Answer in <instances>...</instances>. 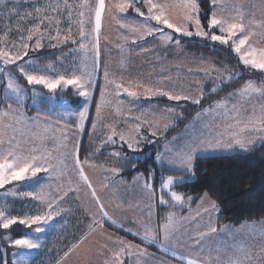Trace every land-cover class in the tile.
Masks as SVG:
<instances>
[{
  "label": "rangeland",
  "instance_id": "obj_1",
  "mask_svg": "<svg viewBox=\"0 0 264 264\" xmlns=\"http://www.w3.org/2000/svg\"><path fill=\"white\" fill-rule=\"evenodd\" d=\"M117 2L118 0H105L106 9L102 15L98 66L94 64L95 53L92 50V45L95 43L94 33H92L94 12L90 10V8L95 7L96 0H88L90 8L83 9L79 7L82 0H67V4L72 6L71 19L68 17V9L63 7L65 0H8L6 6L0 7V36H6L5 47H12L14 43L18 44L21 34L26 36L27 30L39 22L37 19L38 15L41 18L47 16L51 18L52 22L50 25L49 20H45L41 25V33L44 34L42 39L43 47L38 50L32 49L31 45H34L36 38L34 37L29 42L28 56L24 59L32 58L36 60L40 68H45L51 64L52 69L49 71L51 75L65 70L71 73L73 69H76L79 73V69L83 66V61V64L87 65L88 70L93 72V76L97 81L95 87L91 89L92 95H94L96 90L93 118L90 123H87V119L84 121L83 130L76 127L79 119L78 113L82 110L85 103L88 104L90 110L93 99L91 102L85 101L83 97L75 94V90L71 86L67 89H70L69 92L72 91L78 97L80 102V107L78 108H72L71 105L73 103L68 98L63 97L62 94L67 89H58L53 94L49 93L42 85L29 86L22 79L23 83L21 84H24L22 86L26 89L34 88L35 91L41 93L39 97L35 98L34 102L31 91H28L23 104L27 103L30 107L40 110L44 114L29 113L25 107H20L18 106L20 104L15 103L13 108L18 110L16 114L18 115L22 111L24 118L27 120V125L23 122L17 125L14 119H10L7 116L0 117L4 123H11L14 127L23 128L26 133H29L27 138L34 145H39L41 142L38 139H33L31 133L36 132L46 135L48 139L44 141V146L51 151L52 163L56 165L60 159H63L64 164H59V169L65 173L59 178L55 175L49 178L47 173L42 172L38 174L39 183L29 181L13 182L0 189V203L8 205L9 214L23 217L25 214L35 215L41 208L45 211L48 209L46 205H43L40 201L33 200L31 197H21L19 195L5 197L4 193L13 188L18 193L37 191L41 184H46L48 187H46L45 191L49 193V199H56V204L53 205L52 210L59 213L44 226L46 230L41 233H34L31 229L22 225H13L7 230L0 229V252L6 258L4 264H6V261L7 264H13V260L18 258L14 257L13 253L18 251H24L25 255L23 258L27 260L28 264H114L112 253L120 247L116 242L118 239L138 245L140 249H144L146 252L145 255H141L137 249H133L132 254L129 255L126 251L121 256L122 264H186V262L177 259L171 254V248L165 251L142 241L139 235H133V232L143 234L147 226L157 232L162 238L160 225L167 222V217L170 213L175 214L174 220L179 225V231L174 234V239H176L175 251L178 254L196 256V253L199 252L200 255L196 258L204 262V264H207L205 258L208 256H211L212 264H216V257L219 256L221 264H227L229 258H238L244 261L246 255L251 252L253 256L251 264H259L256 256L264 248V218L258 221H243L238 225H226L228 230L222 231L224 229L223 225L218 228L215 225L217 210L211 209V200L208 197L202 200L204 195L201 196L196 204L191 206V200H189L191 196L183 195L175 190L173 186H171L170 190L164 191L167 193L169 200L165 199L167 203L161 204L159 196H156L153 191L150 192L144 188V184L148 182L141 174H137L128 182L117 176L119 171L117 162L126 156L121 149L111 150L109 159L100 162L84 163V160H81L78 155L92 188L90 189L80 179L79 170L75 168L76 144L79 141L80 149L88 124L87 133L92 143L97 146V150L106 144L104 141L107 140V136L111 134L113 128L117 132V135L113 137V144L125 146L128 149L129 156H139V152L142 149L154 145L156 148L154 161L159 167L167 171L163 178L171 175L176 181L174 184H178L191 178L184 175V173L189 172L185 168L169 165L166 159L163 163L158 162V154L164 158L171 156L172 153L181 149L191 139L193 130L197 133H203L205 138L216 137L217 134L223 133L225 125L235 123L230 118L234 114L231 112L234 104L240 110L238 119L241 115L242 117L247 116V118L253 114L259 116L261 106L264 105V97L256 94L251 95L247 100L239 96L229 97L228 94L230 92L241 88L247 81H254L257 87L264 86L263 80H261L262 82H256L246 76L248 74L243 70L246 66L240 62L236 53L232 51L231 43L222 45L219 42H213L210 39L195 35L186 37L171 33L170 29H165V31L180 40L178 46L175 43V39L172 42L162 41L159 33L144 36L141 39L139 38L141 34L132 32L130 28L131 26L138 27L139 23L143 21V17L139 16L133 8H129L126 13H117L116 9L113 8L112 12L125 24L129 25V27L121 28L120 24L112 18V14L107 10L108 5ZM57 4L62 6L61 10L52 11V8ZM13 5L16 6L15 11L10 13L8 9H12ZM209 5V17L215 10L218 15L226 19H231V14L233 17L236 13L242 12L245 17V23L250 19L264 21L262 20L264 18V0H218L215 7L212 4V0H209ZM136 6L140 7L145 14L147 13V8L143 5L142 0ZM36 8L42 9V12L37 14ZM221 9L223 10L221 11ZM80 11H84V30L87 36L83 41L79 35V20L81 17L78 14ZM27 13H31V15H26ZM57 20H59L58 25L56 24ZM151 23L155 24V21H151ZM161 27L163 26L161 25ZM204 27L207 29V24ZM57 28L60 30L61 37L68 35L69 28H71L72 39L63 43L49 39L50 36L57 35ZM191 30L195 31L194 28ZM216 34H220L218 29ZM36 35L39 36L40 33ZM133 39H135V43H133ZM72 40H75L76 43H73ZM81 42L89 46L87 60H84V51L79 49ZM255 42L259 43L250 41L257 49L264 48V42L261 43L257 39ZM189 43H195L198 46L193 50L189 48ZM52 45H56V47H52ZM199 45L213 46V48L215 46L225 47L234 57V63L229 57L227 58V63H223L214 60L207 54H202L197 50ZM61 48L64 49L61 50ZM43 49H48V51H43ZM12 50L16 51L15 48ZM39 51H42L40 53L56 52V56L47 58L41 63L37 58L40 55L38 54ZM17 63H20V61ZM8 68L19 76V73L11 65ZM246 68L259 72L264 79V71L252 69L251 66ZM106 70L109 74V80H115L117 83L122 84L123 87H129L130 90L136 91L138 95L130 97L123 91L122 87L119 90V96H117L115 85L108 84L106 96L111 103L103 108L97 127L93 131L92 123L96 119V102L100 99L101 87L105 85L104 74ZM229 73H238L239 75L235 77L238 78L237 80L244 78L242 84L233 90H229L228 93L220 96V98L212 100L202 109L195 111L189 122L180 131L168 138H165V130L172 127L175 121L183 117L182 110L190 101L182 100L177 102L168 100L167 97H150L144 94V87H135L139 83L143 86L160 87L165 91L179 92L195 98L199 96L201 91L204 94L206 90L213 92L212 89L217 84L220 87L214 93L230 87L231 85H228L230 80L220 83V79L227 77ZM45 97L53 98L46 100ZM152 98L165 99L166 101L155 102L151 100ZM221 100H227L226 107L230 110L228 117H226L223 107L216 108L206 114L203 112L205 108H209ZM118 101H122V103L118 104ZM168 107H174L175 112H167L166 109ZM117 108L120 109L119 112ZM197 113H201L199 118H197ZM64 114L70 115L65 116ZM137 124L140 125L138 132L135 127ZM28 125H31L30 129ZM165 125H167L166 128ZM46 127L49 128L47 133L44 131ZM235 129L233 128L229 131H235ZM153 131L156 132L155 136L152 135ZM119 133L125 134L126 138H134L136 141L134 149H129L127 144L120 140ZM11 134V131H9V135ZM64 135H67V140L63 139ZM246 135L258 134L249 132ZM20 138L24 139L25 137L20 136ZM221 139L230 140L231 137L221 136ZM260 144L262 143L257 140L256 145ZM233 150L235 148L201 150L196 153L195 157L230 154ZM112 153H119V155H112ZM65 165H67V168H65ZM138 176L140 179H136ZM161 182L157 187L158 192H160ZM92 189H95L96 196L103 204L104 210L111 217V220L116 221V224H113L107 217L102 216L99 211L100 206L92 196ZM172 191L181 194L183 200L181 202L172 201L170 196ZM157 204L171 206V208H186V211L178 215L175 211L169 210L166 220L157 223L155 219ZM94 219L100 221L103 226L94 224ZM107 225L126 231V233L141 242L156 247L165 255L171 256L178 261L110 232L106 228ZM241 225H246V227L241 229ZM210 226L216 228L215 233L208 231ZM127 229L132 231H127ZM17 231L21 233L16 235ZM198 232H205L207 235L200 241L199 245H196L195 241L200 239L197 235ZM26 235L34 239L38 238L40 247L32 250H19L11 246L10 240L23 238ZM4 237L9 239L5 240ZM73 245H76V247L73 248ZM201 248L203 249L202 252ZM69 249H72L71 252H69ZM65 252H69L67 257L64 256ZM245 264H248V262H245Z\"/></svg>",
  "mask_w": 264,
  "mask_h": 264
},
{
  "label": "snow or ice",
  "instance_id": "obj_2",
  "mask_svg": "<svg viewBox=\"0 0 264 264\" xmlns=\"http://www.w3.org/2000/svg\"><path fill=\"white\" fill-rule=\"evenodd\" d=\"M7 2L8 0H0V7L6 6ZM139 2H141V0H118L117 3L108 5L107 10L110 14H112V18L120 24V27L125 28L129 27V25L125 24L120 18H118L117 15L112 12V9L115 8L117 13H126L129 8H133L139 16L143 17V21L139 23L138 27L131 26L130 30L132 32L140 33L141 35L139 38L141 39H143L144 36H151L155 33H159L162 41L172 42L175 39V43L178 46L180 44V40L171 34L176 33L186 37H192L195 35L204 39H210L213 42H219L222 45H228L231 43L232 51L236 53L240 62L244 66H251L252 69L264 71V48L257 49L252 43H250V38L256 35V33L251 30L253 27L260 28L262 30L261 35H264V21L252 19L245 23V17L242 12H238V14L233 16L231 19H226L223 16L218 15V13L214 10L211 16L207 17V29H205L201 22V9L198 0H142L143 5L147 8L146 14L140 7L136 6ZM217 3L218 0H212L214 7ZM63 7L68 9V17L71 19L72 6L67 4V0H65ZM79 7L82 9L90 8L88 0H82ZM15 8L16 6L13 5V8L8 9V11L11 13L15 11ZM61 8L62 6L57 4L52 8V11H60ZM105 9V0H96L95 7L90 8V10L94 12V27L92 28V33H94L95 43L92 45V50L95 53V66H98L99 63V39L102 26V15ZM222 10L223 9H221V11ZM35 11L37 14H40L42 9L36 8ZM26 15H31V13H27ZM78 15L81 17L79 20V35L83 41L87 38L84 30V11H80ZM37 19L39 22L34 27L27 30L26 36L21 34L20 42L18 44L14 43L12 47H5L4 42L6 36H0V85H2L3 99L10 101L7 109L0 110V117L7 116L10 119H14L17 125L21 124V122L27 125V120L24 118V113L22 111L19 112L18 115L16 114L18 110L13 108V103L20 104L22 106L28 95V91H31L34 102L35 98L41 95V93L35 91L34 88L26 89L22 86L20 78L26 81L29 86L42 85L49 93L53 94L58 89L64 90L71 86V88L75 90V94L79 97H83L87 102L92 101L93 95L91 89L94 88L97 83L95 77L93 76V72L88 70L87 65L83 64V61V66L79 69V73L76 69H73L71 73H68L65 70L63 72H56L55 75H51L49 74L50 69H52L51 64L45 68H40L36 63V60L32 58L27 60L24 59L28 56L30 48L29 42L32 41L34 37L36 38L34 45H31L32 49L38 50L43 47L42 39L44 34L41 33V25L45 20H49L50 25L52 22L51 18L47 16H43L41 18L38 15ZM151 21H155V24H152ZM56 24H59V20L56 21ZM161 25L163 27H161ZM192 28L195 29L194 32L191 30ZM165 29H170L171 33L166 32ZM217 29L220 34H216ZM37 33H40V35L37 36ZM49 39L56 40L58 43L66 42L72 39L71 28H69V34L63 37L60 36V30L57 28V35L50 36ZM125 39H127V37H125ZM72 42L76 43L75 40H72ZM133 43H135V39H133ZM52 47H56V45H52ZM13 48H15L16 51H13ZM79 49L84 51V60H87V52L89 50L88 44L81 42L79 44ZM18 61H20V63H17ZM9 65L15 68L16 72L19 73V76L15 75L13 71L8 68ZM108 75L109 74L106 70L104 74L105 85L101 87L100 99L96 102V119H94L92 123L93 131H95L97 127V122L101 117L103 108L111 103L106 96L107 85H115L117 96H119V90L123 87L122 84L117 83L115 80H109ZM237 75L239 74L229 73L227 77L220 79V83L234 79ZM135 87H144V94L150 97H167L168 100H174L177 102L182 100L190 101L191 103L197 105L201 103L204 95L203 91H201L199 96L194 98L191 95L165 91L160 87L152 88L143 86L139 83H137ZM219 87V84L215 85L212 91L216 92ZM123 91L130 97H136L138 95L136 91L130 90L129 87H123ZM253 94L264 97V86L257 87L254 81H247L241 88L235 90L234 92H230L228 95L229 97L239 96L247 100ZM52 98L53 97H45L46 100H51ZM117 103H122V101H118ZM226 105L227 100L217 101L209 108H205L203 112L206 114L209 111H214L216 108L223 107L225 109V115L228 117L230 110L226 107ZM166 110L169 113L175 112L174 107H168ZM117 111L119 112L120 109L117 108ZM239 111L240 110L234 104L231 109V112L234 114L231 115L230 118L233 119L235 123L225 125V131L223 133L217 134L216 137L205 138L203 133H197L193 130L191 139L181 149L172 153V155L167 158L158 154L157 161L163 163L166 159V162L169 165L179 166L185 168L188 172H192L195 155L201 150L208 151L217 148L232 149L238 147L239 149L247 152L251 151L252 148L255 147L257 140L264 144V105L261 106L259 116L253 114L248 118L247 122L244 123L238 119ZM64 115L67 116L70 114ZM200 115L201 113H197V118H199ZM88 116L89 108L88 104L85 103L82 110L78 113L79 119L76 124L78 129H84V121L88 118ZM137 119H139V117H137ZM28 127L30 129L31 125H28ZM135 127L138 132L140 125L137 124ZM166 127L167 125H165V128ZM233 128H239V131H229ZM9 131H11V135H9ZM44 131L47 133L49 128L46 127ZM249 132H255L258 135H246ZM28 135L29 133H26L23 128L14 127L13 124L4 123L2 119H0V189L4 188L5 185L12 184L13 182L29 181L32 183H39L38 174L42 172L47 173L49 178L53 175L59 178L61 175L65 174L59 169V164H64V160L60 159L58 164L54 165L52 163L53 157L51 151L44 146V141L47 140L48 137L36 132L31 133V137L33 139H38L41 142L39 145H34L31 140L27 138ZM116 135L117 132L115 131V128H113L111 134L107 136V140L104 141V143H114L113 137ZM152 135L155 136L156 132L153 131ZM20 136H24L25 138L21 139ZM221 136H230L231 139L222 140L220 138ZM119 138L127 144L129 149H134V143L136 142L134 138H126L123 133H119ZM63 139L67 140V135H64ZM141 139H143V137H141ZM76 150L77 155L75 158V168L79 170L78 174L80 179L91 189L92 185L88 182V178L84 173L82 163L78 157L79 141H77ZM112 155H119V153H112ZM87 162V159H85L84 163ZM65 168H67V165H65ZM136 179H140V177L138 176ZM175 182L174 177L171 175L162 178L160 186V191L162 193L160 196L161 204L167 203L164 199L163 193L165 190H170L171 186H173ZM46 187H48V185L41 184L37 191H26L20 193L13 188L4 193L5 197L9 195L13 197L17 195L21 197H31L33 200L40 201L43 205H46L48 210L45 211L41 208L35 215L25 214L23 217H20L17 215H10L8 205L6 203H0V229L7 230L13 225H22L31 229L34 233L44 232L46 230L44 226L47 225L49 221L54 218V216L59 214L58 212L52 210L53 205L56 204V199H49V193L45 191ZM152 187L151 183L144 184V188L150 192L152 191ZM92 196L96 200V203L100 206L99 211L102 216L111 220V217H109L108 213L104 210L103 204H101L99 198L96 196L95 189H92ZM170 196L172 201L175 202H181L183 200V196L174 191L170 192ZM207 197L208 194L205 193L202 200L207 199ZM191 199L192 198L189 197V200ZM210 207L211 209L218 211L215 201H210ZM205 211H207V209H205ZM174 215L175 214L170 213L167 217V222L160 225L162 238H160V235L157 232L147 226L145 227L143 234L133 232V235H139L142 241L155 245L157 248L165 251L171 248V254L177 259L186 262V264H204V262L196 258L200 255L199 252L196 253V256H184L175 251L176 239H174V234L179 231V225L175 222ZM111 222L116 224L115 220H111ZM93 223L100 224L101 227L103 226L100 221H96L95 219L93 220ZM244 227H246V225H241V229ZM223 230H228V226H224L222 231ZM127 231L131 232L132 230L127 229ZM208 231L215 233L216 228L210 226ZM197 235L200 239L196 240L195 243L196 245H199L200 241L203 240L207 233L198 232ZM4 239L8 240L9 238L4 237ZM116 242L120 245V247L117 251H113L112 253L114 264H122L121 256L126 251L129 255H131L132 250L137 249L141 255L146 254L145 250L140 249L138 245H133L123 239H118ZM10 244L19 250H32L40 247L38 238L34 239L27 235L23 238L10 240ZM75 247L76 245H73V248ZM71 250L72 249H69V252H71ZM202 251L203 249L201 248V252ZM69 252H65L64 256L67 257ZM13 255L14 257H18L13 260V264H28L27 260L23 258L25 255L24 251L14 252ZM205 260L207 264H212L211 256L206 257ZM256 260L259 264H264V248H262L260 253L257 254ZM252 261L253 256L252 253L249 252L244 261L238 258H229L227 264H245V262L251 264ZM216 264H221L219 256L216 257Z\"/></svg>",
  "mask_w": 264,
  "mask_h": 264
},
{
  "label": "trees",
  "instance_id": "obj_3",
  "mask_svg": "<svg viewBox=\"0 0 264 264\" xmlns=\"http://www.w3.org/2000/svg\"><path fill=\"white\" fill-rule=\"evenodd\" d=\"M198 3L201 9V22L204 26H206L207 17H209L210 14L209 0H198ZM188 46L190 49L195 50L198 45L195 43H189ZM62 49L64 48H61V50ZM45 50L48 51V49H43V51ZM197 50L202 54L209 55L216 61L227 63V58L229 57L234 63V57L230 51L223 46H215L213 48V46L199 45V49ZM40 52L42 51H39L38 54L40 55H38L37 58L41 63H43L47 58L56 56V52ZM243 70L247 72L248 75L246 76L248 78H252L256 82H262L261 80L264 82V79L259 72H255L246 67L243 68ZM237 79L238 78L231 79L228 82V85L231 86L219 91L218 93L206 90L199 105L191 104L189 102L182 110L183 117L175 121L172 127L165 130V138L171 137L180 131L181 128L189 122L195 111L202 109L212 100L220 98V96L228 93L229 90H233L244 81V78H240L241 80ZM20 83H23L22 78H20ZM69 91L70 89H67L64 94H62L63 97L68 98L70 102L73 103L71 105L72 108L80 107L78 97H76L72 91ZM2 92V85H0V109H5L10 101L3 99ZM95 98L96 90L93 95V102L89 110L87 123H90L93 118ZM151 100L155 102L166 101L165 99L157 98H152ZM13 105H15V103H13ZM18 106L25 107L29 113L44 114L40 110L30 107L27 103L22 106ZM68 123L73 125L71 122ZM87 126L78 152L81 160L85 161V159H87L88 162H100L109 159L111 150L121 149L126 156L117 162L119 168L117 176L128 182L137 174H141L148 183L152 184V191L155 195L159 197L162 195L161 191H157V187L167 171L159 167L154 161V155L156 152L154 145L142 149L139 152V156H129L128 149L125 146L113 143H106L100 147L99 150H97V146L92 143V140L87 133ZM184 175L191 178L181 183L174 184L173 188L181 192L183 195H190L192 197L190 203L191 206L194 205L201 196L207 193L208 198L211 201H215L218 208L215 223L217 227L224 224L238 225L243 221H258L264 218V144L256 145L251 151L247 152L196 156L193 160V171L184 173ZM163 195L164 199L169 200L167 193L164 192ZM169 210L175 211L176 214L178 213V215H180L186 211V208H171V206L157 204L155 208L156 222L160 223L165 221ZM106 228L116 235L123 236L154 252L163 254L172 260L178 261L171 256L165 255L156 247L141 242L122 229H117L108 225ZM20 233L21 232L17 231L16 235ZM5 260L6 258H4L0 252V264H4Z\"/></svg>",
  "mask_w": 264,
  "mask_h": 264
},
{
  "label": "crops",
  "instance_id": "obj_4",
  "mask_svg": "<svg viewBox=\"0 0 264 264\" xmlns=\"http://www.w3.org/2000/svg\"><path fill=\"white\" fill-rule=\"evenodd\" d=\"M234 11V10H233ZM237 15V13L235 14V16ZM231 18H232V14H231ZM250 20H252V19H250ZM262 20H264V18L262 19ZM246 23H247V21H246ZM252 31H254L255 33H256V35L255 36H253V37H251L250 38V41L253 43H259V42H255L256 41V39L258 40V41H260L261 43H263L264 42V35H261V29L260 28H257V27H253L252 29H251ZM262 48V47H261ZM250 117V116H249ZM248 117V118H249ZM242 118H244V119H242ZM247 116H244V117H242V115L240 116V120H241V122H247ZM235 131H239V128H236L235 129ZM221 138V137H220ZM238 147H236L235 148V150H233V151H231V153H234V152H245V151H243V150H241V149H237ZM201 198V197H200ZM199 198V199H200ZM198 199V200H199ZM197 200V201H198ZM196 201V202H197ZM196 202H195V204H196ZM216 216H217V214H216ZM216 216H215V223H216ZM227 224H224L223 226H226ZM222 226V225H221ZM220 227V226H219ZM218 228V227H217Z\"/></svg>",
  "mask_w": 264,
  "mask_h": 264
}]
</instances>
